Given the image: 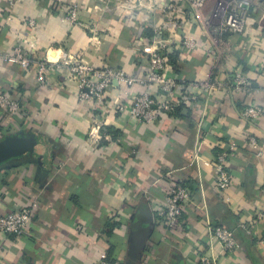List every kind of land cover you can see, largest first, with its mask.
Listing matches in <instances>:
<instances>
[{"label": "crops", "instance_id": "1", "mask_svg": "<svg viewBox=\"0 0 264 264\" xmlns=\"http://www.w3.org/2000/svg\"><path fill=\"white\" fill-rule=\"evenodd\" d=\"M181 1H158L177 4L166 18L151 8L152 0H0V55L33 44L37 60L64 51L143 78L156 27L163 26L167 55L176 60L168 73L202 81L213 62L211 44ZM216 2L207 1L204 18ZM74 4L78 24L66 18ZM263 11L258 1L246 33L229 37L239 49L218 73L223 84L231 79L225 69L248 76L252 93L226 85L208 97L193 87L186 104L151 125L118 111L116 100L129 106L146 90L157 95L154 86L114 82L96 107L80 98V89L57 67L41 88L33 70L0 60V91L23 109L18 116L0 110V142L19 137L28 143L26 152L0 165V216L38 201L25 235L0 234V264H97L102 254L119 264H201L203 256L214 264H264V118L241 117L246 106L264 105ZM186 37L199 44L197 51L184 48ZM95 121H101L103 137L92 143ZM252 136L261 157L248 143ZM231 143L237 146L228 160L233 185L224 195L216 187L215 158ZM176 184L187 187L191 199L182 219L166 230L158 212ZM215 226L233 229L240 248L223 251Z\"/></svg>", "mask_w": 264, "mask_h": 264}, {"label": "built area", "instance_id": "2", "mask_svg": "<svg viewBox=\"0 0 264 264\" xmlns=\"http://www.w3.org/2000/svg\"><path fill=\"white\" fill-rule=\"evenodd\" d=\"M159 0H152V9H161L166 12V18L171 13L177 11V4L170 2L160 6ZM208 0H184L181 1L183 7L189 9V14H193L200 25L203 27L206 38L211 46L207 49V54L213 60L208 71L207 77L202 81L188 83L175 73H168L169 59L166 49V40L163 39V26L156 27L154 50L147 52L148 72L143 78L129 76L123 69L114 67H96L83 58L66 52H61L57 58L51 57L46 53L45 57L37 60V49L33 44L28 46L15 45L12 49L0 55V60L5 64H16L26 70H33L36 75V82L41 88L49 85V69L57 67L60 69L66 81L80 89V98L93 103L96 107L102 106L105 101L107 91L112 87L114 82L120 85L133 86L141 84L145 86L156 87L158 94L146 90L138 94L126 106L120 99L116 100L118 111L126 114L130 119L139 124L151 125L159 120L163 113L170 114L174 110L186 104L189 100L190 92L193 87H197L202 94L208 97L214 96L220 89L228 85L234 91L250 95L252 93V84L248 76L229 69L226 73L231 75L228 84H223L218 79V73L222 71L224 62L230 59L234 51L239 49L238 43L230 40V36H243L248 27V20L253 8L258 6V1L264 0H217L214 10L209 18H204L202 10ZM13 4V3H12ZM182 7V8H183ZM264 16V11L262 13ZM67 20L72 24H78L79 7L74 4L68 9ZM29 27L35 28L36 23L30 19L27 21ZM184 48L189 51H197L199 44L191 39L184 38L182 43ZM227 65V64H225ZM264 71V66H263ZM256 93L258 92L255 91ZM0 110L7 115L18 116L23 112L20 103L0 91ZM241 117L247 122L258 121L264 118V105L254 104L246 106L241 112ZM103 125L101 121H95L89 132V140L92 143L99 142L102 135ZM248 143L258 157L263 155L256 137H249ZM237 146L231 143L227 149L219 153L215 158L216 187L224 195L232 188L233 180L228 171V160L234 153ZM191 199V193L183 184H176L158 212V217L166 230H171L182 219L183 207ZM38 201L34 200L29 206H23L12 212L0 216V234L6 236L21 237L25 235L36 214ZM263 217L262 214L258 219ZM247 234L250 229L245 227ZM212 233L216 241L225 252H234L240 248L237 233L224 226H215ZM201 264H214V260L209 256L201 257ZM97 264H119L111 262L106 254L100 256Z\"/></svg>", "mask_w": 264, "mask_h": 264}, {"label": "water", "instance_id": "3", "mask_svg": "<svg viewBox=\"0 0 264 264\" xmlns=\"http://www.w3.org/2000/svg\"><path fill=\"white\" fill-rule=\"evenodd\" d=\"M28 150V143L19 138H8L0 142V165L9 158L16 157Z\"/></svg>", "mask_w": 264, "mask_h": 264}, {"label": "trees", "instance_id": "4", "mask_svg": "<svg viewBox=\"0 0 264 264\" xmlns=\"http://www.w3.org/2000/svg\"><path fill=\"white\" fill-rule=\"evenodd\" d=\"M168 59H169V64H171L172 66H175L176 60H173V57H168Z\"/></svg>", "mask_w": 264, "mask_h": 264}]
</instances>
